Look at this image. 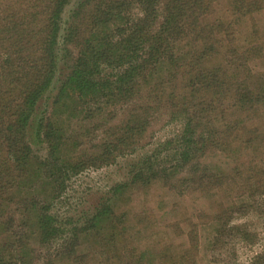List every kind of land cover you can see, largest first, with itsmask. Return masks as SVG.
I'll list each match as a JSON object with an SVG mask.
<instances>
[{"label":"trees","instance_id":"obj_1","mask_svg":"<svg viewBox=\"0 0 264 264\" xmlns=\"http://www.w3.org/2000/svg\"><path fill=\"white\" fill-rule=\"evenodd\" d=\"M72 1L0 0V264H36L41 252L43 264H197L192 221L189 248L141 251L133 218L115 210L140 189L209 195L239 173L240 188L264 189L262 158L245 156L263 153L264 130L243 143L246 116L264 108V37L254 22L264 21V0H225L221 10L222 0H83L62 36ZM60 61L68 70L58 80ZM48 94L41 157L28 129ZM149 147L83 226L64 230L50 214L71 173Z\"/></svg>","mask_w":264,"mask_h":264},{"label":"rangeland","instance_id":"obj_2","mask_svg":"<svg viewBox=\"0 0 264 264\" xmlns=\"http://www.w3.org/2000/svg\"><path fill=\"white\" fill-rule=\"evenodd\" d=\"M82 3L83 0H73L66 8L63 14L62 36L67 33L74 11L78 10ZM225 4L227 5V2L222 0L219 9L221 10ZM254 22L260 26L261 36L264 37V21L261 16L254 18ZM241 32L242 36L247 38L249 32L246 30ZM60 64L58 80L62 79L68 70L66 63L60 61ZM51 98V94H48L37 104L28 129V140L32 149L41 157H45L47 152L46 146L37 137V127L50 107ZM245 120L249 134L244 137V144L251 136H259L256 129H260L259 134L263 132L264 108L255 115L246 116ZM77 128H81L78 127V123L71 124L70 138L80 135V131L74 133ZM98 134V131L82 133L86 137L84 140L88 142L90 138L95 139ZM163 136L164 133L161 131L156 138L161 139ZM150 148L154 149L149 147L143 152L139 151L132 156L119 159L115 165L106 168H85L78 174L71 173L64 184V189L52 203L50 214L57 215V220L63 224L64 230H70L74 225L83 226L112 198L115 186L130 180L135 166L145 155L151 153ZM262 151L263 153L260 151L255 156L251 154L245 156L249 160L262 158L264 162V147ZM69 154L73 156L71 152ZM70 156L68 158H71ZM238 156L243 158L244 154ZM211 159L219 162L221 157L211 154ZM233 160L239 162L241 159L236 160L233 157ZM260 170L262 167L258 171L264 178V172ZM245 176L240 173L234 174L232 176L234 182L230 183L231 185L227 184L223 188L214 189L209 195L201 196L188 190L183 195L180 190L167 193L160 185L148 190L140 189L135 195H126L115 213L118 218L120 213L128 212L129 218H133L134 226L130 224V228H133L131 233L134 231V238L137 240L142 238L141 251L160 250L163 247H170L172 251L189 248L187 223L192 221L198 232V251L192 255L197 264H259L254 259L259 256L264 259V189L240 188V185L245 184ZM91 237L99 239L96 238V234ZM61 243L54 242V246L58 248ZM85 246L87 245L82 248ZM37 250L41 251L39 248ZM40 255L36 264H43L44 258H40ZM154 263L163 264L162 261Z\"/></svg>","mask_w":264,"mask_h":264}]
</instances>
